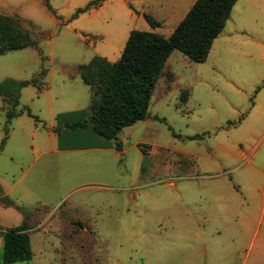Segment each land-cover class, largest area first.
Segmentation results:
<instances>
[{
  "label": "rangeland",
  "instance_id": "rangeland-1",
  "mask_svg": "<svg viewBox=\"0 0 264 264\" xmlns=\"http://www.w3.org/2000/svg\"><path fill=\"white\" fill-rule=\"evenodd\" d=\"M91 1L0 0L36 42L0 55V83L37 82L18 108L33 117L9 120L0 96V188L20 208L0 203V264L26 212L33 259L15 264H264V0H239L205 63L172 53L123 151L63 125L92 101L79 66L117 62L133 30L168 35L143 15L183 17L195 0H110L72 19ZM87 145L106 149L55 153Z\"/></svg>",
  "mask_w": 264,
  "mask_h": 264
},
{
  "label": "trees",
  "instance_id": "trees-1",
  "mask_svg": "<svg viewBox=\"0 0 264 264\" xmlns=\"http://www.w3.org/2000/svg\"><path fill=\"white\" fill-rule=\"evenodd\" d=\"M107 1L109 0H92L84 8L78 9L72 19L101 8ZM238 1L197 0L171 36L133 30L117 62L112 63L107 58L95 56L88 64L79 66L83 83L93 90L89 115L84 117V113L80 112L78 117L83 118L82 120L76 123L66 121L63 125L71 131L86 130L89 134L116 142L115 149L123 151L120 134L125 128L149 118L152 95L172 53L179 50L191 61L205 63L214 41L224 31ZM144 18L152 28L160 26L151 17L144 15ZM7 28H11L13 32L6 33ZM29 47H36V42L31 39L19 19L0 14V55ZM36 83L35 80L13 79L0 83V96L13 108L8 113L9 120L22 116L24 112L33 117L29 110L18 108L21 105L22 90L35 86ZM187 101L186 97L183 103ZM73 115L68 114L67 119ZM61 133L59 136H62ZM5 143L6 139L0 145V153L4 150ZM84 147L101 148L96 145L73 148ZM3 195L0 188V197ZM25 215L21 225L12 227L3 234V264L29 262L33 259L29 234L32 217L27 212Z\"/></svg>",
  "mask_w": 264,
  "mask_h": 264
},
{
  "label": "crops",
  "instance_id": "crops-1",
  "mask_svg": "<svg viewBox=\"0 0 264 264\" xmlns=\"http://www.w3.org/2000/svg\"><path fill=\"white\" fill-rule=\"evenodd\" d=\"M110 1V0H109ZM109 1H107V2H109ZM196 1L197 0H195L193 3H192V5H190V8H189V10L187 11V13L183 16V17H180V15H181V7L180 6H173V7H169L168 9H169V12H168V14L165 16V17H158L157 16V18L155 19V21L157 22V23H159L160 24V27L161 28H167V29H170L169 30V33H168V35H163V36H165V37H169V36H171V34L174 32V30L178 27V25L182 22V20L186 17V15L189 13V11L192 9V7H193V5L196 3ZM106 2V3H107ZM239 2V1H238ZM105 3V4H106ZM104 4V5H105ZM238 4V3H237ZM237 4H236V6H237ZM103 5V6H104ZM102 6V7H103ZM235 6V7H236ZM235 7H234V9H235ZM234 9H233V11H234ZM233 11H232V13H233ZM143 17H144V15H143ZM232 17V16H231ZM180 18V19H179ZM178 20V21H177ZM162 22V23H161ZM153 29H155V28H153ZM132 32V31H131ZM130 32V33H131ZM150 32H152V31H150ZM154 32V31H153ZM154 33H156V32H154ZM159 34V33H158ZM160 35H162V34H160ZM221 35V34H220ZM130 36V35H129ZM129 39V38H128ZM105 58V57H104ZM87 115H89V112H88V114ZM103 148H105L106 149V147H101V148H90V147H84V148H73V147H70V148H58V150H55V153H57L58 155L60 154V153H62V152H65V151H82V150H94V149H103ZM42 170H44V171H46V170H48V171H51V174H50V176H49V183L53 186V187H55L56 186V184L58 183V181H57V179H58V176H59V173L57 172V174L55 175L54 174V170L56 169V166L54 165V163H45V166H44V168H41ZM44 171H43V173H44ZM45 178H46V175H45ZM0 185H2L3 186V184H2V180L0 179ZM52 188V187H51ZM3 190L5 191V188L3 187ZM10 191H7V192H5L4 193V195L3 196H5V195H9L10 193H9ZM3 196H1V197H3ZM0 197V198H1ZM16 205H17V203H15ZM18 207V206H17ZM17 209H20L19 207L17 208ZM33 229H30V231L29 232H31Z\"/></svg>",
  "mask_w": 264,
  "mask_h": 264
},
{
  "label": "water",
  "instance_id": "water-1",
  "mask_svg": "<svg viewBox=\"0 0 264 264\" xmlns=\"http://www.w3.org/2000/svg\"><path fill=\"white\" fill-rule=\"evenodd\" d=\"M0 203L4 206H12V207H16L15 202H13L12 200H10L9 196L5 195L3 197L0 198ZM18 207H16L17 209Z\"/></svg>",
  "mask_w": 264,
  "mask_h": 264
}]
</instances>
